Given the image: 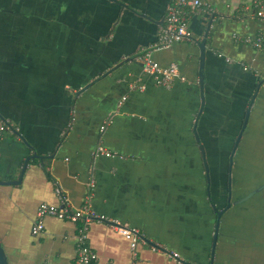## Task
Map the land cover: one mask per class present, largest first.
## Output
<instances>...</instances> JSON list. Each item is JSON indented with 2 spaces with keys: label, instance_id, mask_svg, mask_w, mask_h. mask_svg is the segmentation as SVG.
I'll return each instance as SVG.
<instances>
[{
  "label": "crops",
  "instance_id": "0c3cea01",
  "mask_svg": "<svg viewBox=\"0 0 264 264\" xmlns=\"http://www.w3.org/2000/svg\"><path fill=\"white\" fill-rule=\"evenodd\" d=\"M172 1L0 0V181L19 180L31 156L20 183L0 185L10 264H74L78 223L46 216L44 231L32 228L42 203L61 206L57 186L82 206L91 173L92 208L107 218L89 226L94 264H211L219 183L229 180L249 109L233 168L237 202L224 214L215 264H264V188L254 192L264 185V48L244 40L264 36L262 0H205L190 15L192 38L153 52L163 67L178 64L172 85L149 78L128 93L125 79L137 78L138 57L158 41ZM100 144L112 154L96 155ZM117 226L139 231L136 256Z\"/></svg>",
  "mask_w": 264,
  "mask_h": 264
},
{
  "label": "built area",
  "instance_id": "2783aa9c",
  "mask_svg": "<svg viewBox=\"0 0 264 264\" xmlns=\"http://www.w3.org/2000/svg\"><path fill=\"white\" fill-rule=\"evenodd\" d=\"M205 0H173L167 13V22L162 28L158 41L147 51L142 52L138 60L142 64L141 73L138 80L131 82L128 86V93L139 90L143 91L147 88L146 78H153L158 86L170 87L174 78L179 73L177 63H171L168 67L161 66L153 58V52L162 48L170 47L176 42L192 38V32L189 28L190 15L201 8ZM260 18L264 20V0H262V11L258 13ZM245 41H252L255 46L262 50L264 48V36L259 35L255 40L245 38ZM223 56V53H218ZM226 60L234 62V59L226 56ZM245 69H254L245 66ZM128 98V94L123 95L119 103H123ZM4 130V127H2ZM97 154L110 155L112 152L106 149L102 144L98 146ZM89 188L88 194L82 206L73 207L68 196L63 192L62 187L57 186L56 193L61 198V206L50 203H42L37 211V217L34 220L32 228L33 234H39L45 229V217L54 216L63 220H70L78 223L75 238L77 241L76 258L74 264H94L97 261V252L89 244V226L96 218L107 219L105 216L98 215L92 208V197L96 186V180L91 173L87 183ZM117 230L132 240V250L136 256L137 241L140 237L139 231L129 227L117 226ZM175 258H179L178 253H174Z\"/></svg>",
  "mask_w": 264,
  "mask_h": 264
},
{
  "label": "water",
  "instance_id": "95a60500",
  "mask_svg": "<svg viewBox=\"0 0 264 264\" xmlns=\"http://www.w3.org/2000/svg\"><path fill=\"white\" fill-rule=\"evenodd\" d=\"M210 21V24L211 25ZM207 38H208V31L205 33V36L202 40V42L199 44L200 45V49H201V54H200V86H201V107L199 110V114H198V118L195 122V133L197 136V139L200 140L198 132H197V124H198V120L199 117L201 115V113L203 112L204 108H205V104H206V96H205V85H206V73H205V63H206V50H207ZM129 60H131V58H127L126 60H123L122 62L118 63L117 65L111 67L110 69H108L107 71H105L104 73H101L100 75H98L97 77H95L92 81H90L89 83H87L84 87H82L77 94H80L82 92H85L86 90H89L90 88H92L93 86H95L96 84H98L99 82H101L102 80L106 79L111 73H113L117 68H119L120 66H122L124 63L128 62ZM140 63V61H138ZM140 68H142V64L140 63ZM141 73V70L139 71ZM140 73L137 75V78L135 80H128V78L125 79L126 83L129 84L131 82H134L136 80H138ZM127 76V75H126ZM249 114H250V109L247 111L242 128L236 138L233 150L231 152L230 155V159H229V180H228V198H227V204L224 208L219 209L217 208V206H214V210L217 213V222H216V227H215V231H214V237H213V242H212V249H211V255H212V261L211 264H215V257H216V252H217V246H218V241H219V236H220V232H221V220L222 217L224 216V214L227 212V210L232 207L237 201L233 200V168L235 165V154L238 150L240 141L243 137L244 131L247 127L248 124V120H249ZM29 145V144H28ZM200 147L203 153V157H204V164L206 167V171H207V179L209 182V193L211 192L210 190V184H211V177H210V167L209 164L207 162L206 159V149L205 147L201 144L200 142ZM33 157L35 158H40L41 156L35 152ZM31 159V156H28L27 159L24 162V166H23V170L21 172V177L19 180H12V181H7V182H3L0 181V185H5V184H17L20 183L22 180V177L24 175V172L26 171V167L28 166V162ZM264 188V185L258 187L257 189L254 190V192L256 191H260ZM253 194V193H252ZM0 264H10L9 263V259H8V255L6 252V249L4 247V244L2 242V240L0 239ZM187 264H192L190 262H188Z\"/></svg>",
  "mask_w": 264,
  "mask_h": 264
},
{
  "label": "trees",
  "instance_id": "16d2710c",
  "mask_svg": "<svg viewBox=\"0 0 264 264\" xmlns=\"http://www.w3.org/2000/svg\"><path fill=\"white\" fill-rule=\"evenodd\" d=\"M148 81V79H146ZM227 164H228V161H227ZM226 166V165H225ZM222 166V163H220V169H221ZM226 168V167H225ZM223 169V168H222ZM228 171V167H227V170L226 172ZM235 185V178L233 176V187ZM214 191V189H213ZM227 197H228V176L225 177V179L223 180H220V183H219V209H222L226 206V203H227ZM212 202H216L215 201V196L214 194H212V198H211ZM210 214V213H209ZM214 214V213H213ZM211 215V214H210ZM216 214H214V219L216 218L215 217ZM206 217V216H205ZM224 217L225 215L222 217V220H221V223L224 221ZM222 231V230H221ZM221 234V232H220Z\"/></svg>",
  "mask_w": 264,
  "mask_h": 264
}]
</instances>
